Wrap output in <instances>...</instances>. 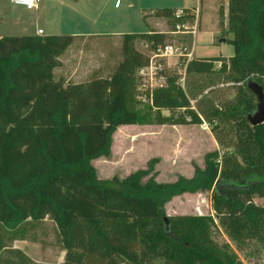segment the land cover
I'll return each instance as SVG.
<instances>
[{
	"label": "trees",
	"instance_id": "16d2710c",
	"mask_svg": "<svg viewBox=\"0 0 264 264\" xmlns=\"http://www.w3.org/2000/svg\"><path fill=\"white\" fill-rule=\"evenodd\" d=\"M181 12L176 18L177 10L167 8L153 16L168 24L197 19L195 8ZM226 30L234 36L233 57H181L176 71H183L185 89L181 78L172 76L147 95L155 124L216 120L215 140L232 148L207 152L203 168L195 165L192 177L172 183L156 181L155 158L123 179L99 181L92 165L110 156L118 127L142 123L137 70L149 59L135 42L165 46L166 35H124L122 60L112 73L81 83L54 73L62 54L81 37H0V251L8 254L0 264H32L7 243L28 240L47 217L55 225L56 245L65 252L62 264H244L228 243L215 241L211 216L178 217L173 226L168 218L165 229L167 203L208 192L219 226L237 248L254 241L264 250V206L253 202V196H264V124L252 127L247 121L256 103L246 86L249 77L264 90V0H228ZM222 80H244L247 99L229 113H218L209 101L211 107L204 109L205 93ZM228 123L233 126L227 128ZM155 221L163 230L156 239L145 230Z\"/></svg>",
	"mask_w": 264,
	"mask_h": 264
},
{
	"label": "rangeland",
	"instance_id": "374dc122",
	"mask_svg": "<svg viewBox=\"0 0 264 264\" xmlns=\"http://www.w3.org/2000/svg\"><path fill=\"white\" fill-rule=\"evenodd\" d=\"M55 0H39L38 11H28L24 8L13 6L9 0H0V36H26L33 34L36 28H45V33H51L50 22L48 21L49 10ZM227 6L224 0H203L201 32L197 36L191 34L197 19L194 23H179L175 19L168 24L167 20L162 28L166 35L165 46L153 47L151 43L144 40H137L134 47L137 51L149 59L147 67L137 70L139 86L137 90V109L143 119L142 123L135 125H124L117 128L112 136L111 154L109 157H100L93 160L92 165L96 171V178L99 181L110 180L113 177L123 179L137 169H145L148 162L157 159L154 167L156 181L161 183H172L179 176L192 177L194 166L204 167V156L207 152L217 150L218 152H230L232 148L220 146L211 132V126L218 122L205 121L202 118V125L188 126H162L154 123V110H149V97L159 89L162 84L166 86L170 77H179L181 87H184L183 71H176V65L181 57L189 60L191 49L195 58H224L227 60L234 56L230 40L233 34L226 30ZM96 12L86 11L89 19L94 17ZM111 10H106L102 20L94 27V31L105 30L104 22L109 20ZM67 9L59 11L58 18L62 19V29L70 31L66 20ZM56 18V17H55ZM113 28L110 25L108 28ZM133 32H145L146 26L143 21L132 23ZM131 27V29H132ZM107 28V29H108ZM161 25H157L154 31H158ZM90 29V27H89ZM88 29V30H89ZM90 31V30H89ZM66 34V33H65ZM194 36V39H193ZM225 39V42H221ZM123 37H97L79 38L75 41L60 58L59 66L54 69L57 79L81 83L90 80L94 76L108 77L115 65L122 60L120 52ZM172 47V53L166 51V47ZM167 52V53H166ZM215 71H218L221 63H214ZM245 81L229 82L222 80L215 82L211 93H205L202 107L210 108L208 101L214 104L218 113H229L233 111L242 100L247 99L249 91L244 86ZM209 91V89L207 90ZM246 93H248L246 95ZM253 97V96H252ZM198 100H201L199 97ZM256 103L255 97H253ZM190 105L198 112L195 101ZM257 105V103H256ZM162 115H168L162 112ZM210 118V117H209ZM225 125V123H223ZM224 125H221L223 127ZM227 128L233 126L226 124ZM211 193H197L174 197L164 207L165 216L175 225L178 217L199 216L214 218L217 229H214V239L218 243H228L236 252L239 260L244 264H264V250L254 241H248L247 245L238 249L232 240L219 226L214 210L211 209ZM253 202L258 206H264V196H253ZM42 225L32 232L28 240L32 243L31 255H46L48 250H54L56 255L60 253V247L56 245L53 231L55 225L50 218H45ZM147 234L156 239L162 232L161 221H155L145 226ZM17 241V240H16ZM15 242V241H14ZM11 243L7 246L12 249L18 243ZM38 250L40 251L38 252ZM7 252L0 251V258L7 257ZM45 259V256H44Z\"/></svg>",
	"mask_w": 264,
	"mask_h": 264
},
{
	"label": "crops",
	"instance_id": "0c3cea01",
	"mask_svg": "<svg viewBox=\"0 0 264 264\" xmlns=\"http://www.w3.org/2000/svg\"><path fill=\"white\" fill-rule=\"evenodd\" d=\"M39 0H37V3ZM228 9V0H224ZM53 4L48 7V21L50 22L49 29L51 33H45V28H36L31 36H37L36 32L38 30L42 31V36L44 35H61L65 34L73 37H83V38H97V37H111V38H121L124 35L132 34H150L153 32L157 25H161L160 29H157L159 32L163 33L162 28L166 23V20L163 18H157L153 16V13L156 10L172 8L177 10V12L184 10L185 8H195L197 22L196 26L192 27L193 30L191 34L194 36L198 35V32H201V23H202V5L203 0H55ZM40 8V3H38L35 10L28 11H38ZM67 9V23L70 31L62 29L63 20L58 18L59 11ZM226 9V10H227ZM106 10H111V14L107 17L109 20L104 22L106 27L105 30L94 31V27L102 20L98 18L101 17ZM86 11L96 12L94 17L89 19L86 16ZM227 15V11H226ZM104 16V15H103ZM56 17V18H55ZM143 21L146 30L142 33L133 32L132 23L137 21ZM110 25H113V28H108ZM90 27V29H89ZM132 27V29H131ZM227 27V23H226ZM108 28V29H107ZM90 31H89V30ZM164 34V33H163ZM193 36V39H194ZM1 37V36H0ZM193 49H191V52ZM195 58L193 52L192 57ZM14 243H18L15 247L12 248L13 251H20L32 264H62L65 256L63 250L60 251L59 255H56L54 250H48L46 255H31V251L34 250L32 243L26 240H17ZM40 250H38L39 252ZM41 253V251H40ZM45 256V259H44Z\"/></svg>",
	"mask_w": 264,
	"mask_h": 264
},
{
	"label": "water",
	"instance_id": "95a60500",
	"mask_svg": "<svg viewBox=\"0 0 264 264\" xmlns=\"http://www.w3.org/2000/svg\"><path fill=\"white\" fill-rule=\"evenodd\" d=\"M221 42H225V39H221L220 43ZM246 86L255 97L257 103L255 111L247 116V121H249L252 127H256L260 124H264V90L262 85L249 77L246 78ZM163 221L165 229H168V218L164 217Z\"/></svg>",
	"mask_w": 264,
	"mask_h": 264
},
{
	"label": "built area",
	"instance_id": "2783aa9c",
	"mask_svg": "<svg viewBox=\"0 0 264 264\" xmlns=\"http://www.w3.org/2000/svg\"><path fill=\"white\" fill-rule=\"evenodd\" d=\"M9 3L12 4L13 6L21 7V8H26L29 10H35L37 8V0H9ZM182 15V12L179 11L175 14V17L178 18L179 16ZM37 36H42V31L38 30L36 32ZM166 51H169L172 53V47L168 46L165 48ZM167 53V52H166ZM188 57H192V52L188 53ZM163 85L161 84L159 88H161Z\"/></svg>",
	"mask_w": 264,
	"mask_h": 264
}]
</instances>
